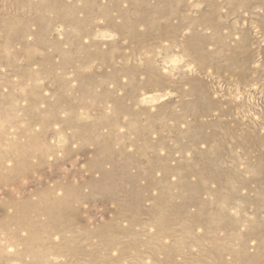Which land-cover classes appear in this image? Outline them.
<instances>
[{
	"label": "rangeland",
	"instance_id": "374dc122",
	"mask_svg": "<svg viewBox=\"0 0 264 264\" xmlns=\"http://www.w3.org/2000/svg\"><path fill=\"white\" fill-rule=\"evenodd\" d=\"M0 264H264V0H0Z\"/></svg>",
	"mask_w": 264,
	"mask_h": 264
},
{
	"label": "bare ground",
	"instance_id": "6f19581e",
	"mask_svg": "<svg viewBox=\"0 0 264 264\" xmlns=\"http://www.w3.org/2000/svg\"><path fill=\"white\" fill-rule=\"evenodd\" d=\"M217 103L213 102L209 104V108L206 110H203L202 113H204V115H208L211 111L212 108L215 107L218 108V106H216ZM220 116H226L229 114L228 111H224L219 109ZM216 124H221L219 122H216ZM223 126H225V124H223ZM17 207L19 209H21V207H19L17 205ZM41 213L43 215H46L48 223H50V225L54 228V230L62 228L63 230H69L72 228L73 224L75 222L78 221V214L77 211L71 208V204L67 203V200H48L46 198H41ZM16 208V211H19V209ZM75 211V212H74ZM80 211V210H79ZM77 215V216H76ZM80 246V245H79ZM75 247L71 250H75V252L77 254H85L86 250L83 249V247ZM107 251V250H106ZM70 252V249H68V252ZM74 255V254H72Z\"/></svg>",
	"mask_w": 264,
	"mask_h": 264
}]
</instances>
